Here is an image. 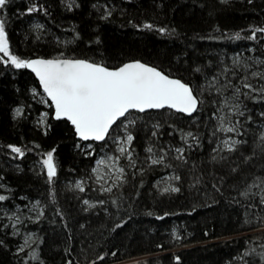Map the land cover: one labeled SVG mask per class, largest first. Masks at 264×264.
<instances>
[{
  "label": "trees",
  "instance_id": "obj_1",
  "mask_svg": "<svg viewBox=\"0 0 264 264\" xmlns=\"http://www.w3.org/2000/svg\"><path fill=\"white\" fill-rule=\"evenodd\" d=\"M33 3L46 13L28 14ZM3 18L10 48L21 58L63 53L110 68L139 60L189 83L203 103L191 117L170 110L131 112L135 167L127 166L120 187L102 193L94 190L92 170L97 153L112 138L101 145L79 140L68 121L52 118L50 102L32 73L0 62V195L8 197L0 202V215L20 209L18 226L0 222V264H264V205L258 194L240 195L256 177H264V151L258 146L264 101L241 96L245 115L235 118L243 125L238 139L246 143L234 153H218L213 149L223 137L212 135L218 98L204 90L214 74L233 68L229 56L264 61V37L232 38L264 27V0H11ZM145 23L153 28H144ZM253 67L264 70V64ZM121 130L115 126L113 136ZM188 132L197 139H181ZM9 145L21 147L25 155L13 153ZM148 147L154 157L163 148V164L150 163ZM176 147L185 149L184 161L175 158ZM53 148L58 175L50 186L42 161ZM169 174L181 177L172 180L179 193L163 192ZM78 181L85 182V191L75 188ZM37 202L43 215L28 219L21 209ZM33 252L39 259L32 258Z\"/></svg>",
  "mask_w": 264,
  "mask_h": 264
},
{
  "label": "snow or ice",
  "instance_id": "obj_2",
  "mask_svg": "<svg viewBox=\"0 0 264 264\" xmlns=\"http://www.w3.org/2000/svg\"><path fill=\"white\" fill-rule=\"evenodd\" d=\"M222 2L226 3L227 0H222ZM10 3L11 0H0V62L10 64L15 69H30L38 78L43 92L46 93L50 101L48 106L53 109L52 118L58 121H68L81 141H107L111 137L112 142L118 144L116 150L118 155L99 159L97 168L92 170L96 174L97 182L105 181L109 175L108 172L101 173L102 166L115 170L114 173H111L114 175L112 185L104 187L101 184L103 192L111 193L113 187H120L125 181V168L120 165L122 157L127 159L130 167H135L133 143L136 137L129 131L130 126L135 124V120H128V115L131 112L145 113L149 110L167 108L190 117L199 112L203 103L201 95L198 94L199 90H195L189 83L173 78L171 74L139 60L110 68L103 63L88 59L68 58L63 53L55 58L48 59H24L14 54L9 44L6 20L3 18V14ZM26 12L28 14L34 12L46 13V9L33 3L31 7L26 9ZM107 15H111L110 10ZM36 27L41 28L42 25H36ZM143 27L151 30L153 25L145 23ZM159 31L164 33L167 30L160 28ZM258 34L260 37H264V27L254 28L247 37H241L240 33H236L232 38L256 41L259 38ZM255 63L264 64V61L257 60ZM233 65V68H224L221 73L214 74L207 81V88L204 89L210 95L215 93L218 98L213 102L216 106L212 113L216 119L212 135L216 136L217 133L224 135V138L220 139L213 149L214 152L218 153L224 151L234 153L240 145L246 143L245 140L234 138V136L244 134L241 131L243 125L240 120L237 119L233 122L232 119L233 116L243 117L245 115L246 105L242 109L241 96L245 99L264 101V83L257 86L252 82L253 79L264 81V70L250 71L253 65L247 63L243 64L241 70L239 58L234 59ZM233 78L237 80L236 83L233 82ZM21 114L22 109L17 108L16 115L20 116ZM47 115L48 113H44V116ZM261 116H264V113H261ZM247 119L250 121L251 117L248 116ZM114 126L116 128L122 126L124 129L123 134L119 137L113 136ZM156 127L158 128L159 125H156ZM152 135L155 136L156 132H153ZM186 137H193V133L188 132L181 139L186 142ZM193 138L197 139L196 137ZM260 142L261 145L258 146L264 151V132L260 135ZM9 148L20 157L25 155L21 147L9 145ZM55 151V148L48 151L46 158L42 161L43 168L46 169L47 182L50 186L54 184L58 175V167L54 156ZM146 151L153 154L147 158L152 165L164 163L166 154L163 148L161 149V155L158 157H154L153 147H148ZM175 152L178 154L175 157L177 160H185L184 148L176 147ZM89 155H93V153H89ZM213 159H216V156H213ZM173 179L179 181L181 177L175 176ZM83 184V181L77 182L75 188L83 192L85 191ZM253 188L258 189L259 192L254 193ZM180 191L181 189L178 186L169 185L163 188L164 193H179ZM51 192L54 203V189H51ZM257 194L259 195V203L264 205V177H256L240 193L246 199L250 195L255 196ZM7 199L8 197L5 195H0V202ZM112 202L113 204L116 203L115 200ZM83 203L88 205L89 201L84 200ZM99 203L104 204L105 201ZM38 205L39 202H37ZM91 206L95 207V205ZM252 206L255 207V205ZM38 215H43V210ZM16 219L19 220V217ZM157 219H164V217H157ZM115 227L119 228L122 225L117 224ZM176 238L179 239L180 237L177 236ZM0 244H2V241H0ZM28 244L29 241L26 239L25 245ZM24 250L25 247L22 245L19 251L23 252ZM251 252H255V249H252ZM251 252L245 253V255H250ZM112 255H115V253H112ZM260 255L264 258V252ZM32 258L39 259L35 252H33ZM98 259L103 260L104 256H100ZM67 264H72V262L68 261ZM92 264H95V261Z\"/></svg>",
  "mask_w": 264,
  "mask_h": 264
},
{
  "label": "rangeland",
  "instance_id": "obj_3",
  "mask_svg": "<svg viewBox=\"0 0 264 264\" xmlns=\"http://www.w3.org/2000/svg\"><path fill=\"white\" fill-rule=\"evenodd\" d=\"M229 62H230V66L231 67H234L233 65V61L234 59L236 58H239L240 61H241V70H242V66L243 64L247 63L249 65H255L253 59H252V56H248V55H245V54H240V55H235V56H229ZM256 68L252 67L250 69V71H255ZM237 116H233L232 119H233V122L235 120H237V118H235ZM45 116L43 115V118H42V126L45 125ZM130 121V120H129ZM125 123H127V121H125ZM133 126V125H132ZM129 128V131L131 129V127ZM264 131V129H263ZM122 134L124 132V129L122 127V130H121ZM133 134V133H132ZM134 135V134H133ZM119 137V136H118ZM222 137L224 138V135L222 134ZM222 138V139H223ZM234 138H237L238 139V136H234ZM104 148L103 149H100L99 150V153H97V157H96V162H95V167L94 168H97V161L101 158H105L107 156H112V155H118L117 153V148H118V144H115L112 142V140L109 142V144L103 146ZM87 148H92L91 146L87 147ZM120 165L123 166L125 168V173H127V166L129 165L128 161L126 158L122 157L121 160H120ZM101 173H104V172H108L109 175L106 177V180L105 181H101V182H97L96 180V174L93 173L94 175V190L96 191H100L102 193H106V192H103L101 190V184L104 185V187H109L112 185V182L114 180V175H112L111 173H114V169H111L107 166H102L101 169H100ZM172 176L169 174L168 177H166L165 180H163V183L165 185V187L169 186V185H172V186H175L174 185V182H172ZM80 182V181H78ZM85 183V182H84ZM114 188V187H113ZM89 205H97V203L95 201H89ZM40 210V207L37 206V204H29L27 205L26 207H24L23 209H21V211L23 212V214L28 218V219H34L36 217V215L38 214V211ZM19 212H20V209H18L15 213H10V212H6V211H2L1 212V215L0 217L3 218L2 220H0V222H4L3 226L6 227V226H12L15 225L18 226V222H20V219L17 220L16 218L19 217ZM11 217V219H10ZM25 243V242H24Z\"/></svg>",
  "mask_w": 264,
  "mask_h": 264
},
{
  "label": "water",
  "instance_id": "obj_4",
  "mask_svg": "<svg viewBox=\"0 0 264 264\" xmlns=\"http://www.w3.org/2000/svg\"><path fill=\"white\" fill-rule=\"evenodd\" d=\"M143 63V62H142ZM30 73H32L34 76H35V74L30 70V69H27ZM35 78L37 79V81H38V83H39V80H38V78L35 76ZM39 86H40V84H39ZM40 88H41V90L43 91V89H42V87L40 86ZM45 94V96H46V99L48 100V97H47V95H46V93H44ZM49 101V100H48ZM50 102V101H49ZM162 110H170V111H173V112H175V113H178V112H176L175 110H171V109H162ZM162 110H149V111H147V112H145V113H148V112H159V111H162ZM133 112H135V111H133ZM139 113V112H138ZM140 114H144V113H140ZM179 114H183V113H179ZM184 115H186V114H184ZM193 115H195V114H193ZM190 117V116H189ZM119 122V121H118ZM117 122V123H118ZM72 126V125H71ZM78 138V137H77ZM79 139V138H78ZM80 140V139H79ZM82 142H84V143H96V144H104L106 141H82Z\"/></svg>",
  "mask_w": 264,
  "mask_h": 264
},
{
  "label": "bare ground",
  "instance_id": "obj_5",
  "mask_svg": "<svg viewBox=\"0 0 264 264\" xmlns=\"http://www.w3.org/2000/svg\"><path fill=\"white\" fill-rule=\"evenodd\" d=\"M245 101V100H244ZM145 136V135H144ZM179 176V175H178Z\"/></svg>",
  "mask_w": 264,
  "mask_h": 264
}]
</instances>
